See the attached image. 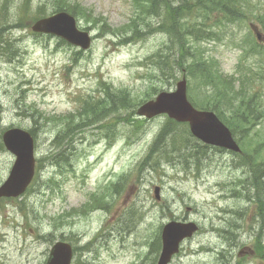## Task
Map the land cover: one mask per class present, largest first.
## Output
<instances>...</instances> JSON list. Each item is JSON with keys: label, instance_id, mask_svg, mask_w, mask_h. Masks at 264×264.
I'll return each instance as SVG.
<instances>
[{"label": "rangeland", "instance_id": "374dc122", "mask_svg": "<svg viewBox=\"0 0 264 264\" xmlns=\"http://www.w3.org/2000/svg\"><path fill=\"white\" fill-rule=\"evenodd\" d=\"M166 1L0 0V184L14 160L5 129L33 134L36 161L26 191L0 199V264H45L60 239L75 248L72 264H155L169 220L198 226L171 264H264V40L249 27L264 35V0L233 22L197 0L172 2L181 16ZM64 3L94 37L86 51L30 28ZM202 64L213 82L194 73ZM183 76L189 100L216 110L241 153L136 114Z\"/></svg>", "mask_w": 264, "mask_h": 264}, {"label": "water", "instance_id": "95a60500", "mask_svg": "<svg viewBox=\"0 0 264 264\" xmlns=\"http://www.w3.org/2000/svg\"><path fill=\"white\" fill-rule=\"evenodd\" d=\"M32 29L62 36L69 42L86 48L89 37L86 32L76 29L70 15L60 12L37 20ZM258 38L260 37L257 34ZM165 113L178 122H188L192 135L207 144L239 151L229 129L211 111L195 109L186 97V81L182 78L176 83L174 91L160 92L155 99L143 103L137 114L146 117ZM6 150L14 155L13 164L6 179L0 185V197H15L29 184L34 173L33 139L22 129L10 128L1 135ZM158 188L154 189L157 194ZM196 230L192 222L170 221L161 229V251L157 264H167L173 253L177 252L179 242ZM71 247L65 242H56L50 248L45 264H69Z\"/></svg>", "mask_w": 264, "mask_h": 264}, {"label": "trees", "instance_id": "16d2710c", "mask_svg": "<svg viewBox=\"0 0 264 264\" xmlns=\"http://www.w3.org/2000/svg\"><path fill=\"white\" fill-rule=\"evenodd\" d=\"M181 0H167L166 2L168 3L167 6H169L171 9H173L176 14H179L180 16L182 15V10L184 9L183 7L177 8L180 4ZM252 0H197L196 2V7L200 8L202 11L204 12H215L220 14L223 18L227 19V21L229 22H233L235 21V19H242L241 16V7L244 5H246L247 3L251 2ZM134 4L138 3L140 4L141 2H147L150 3L151 2V7H155V3L157 2L158 4H160V6L163 4L164 5V0H133ZM178 3L179 5H173V3ZM258 3H260V0H257ZM173 6V7H171ZM254 4L252 6H248L250 9L251 7H253ZM76 8L73 9L71 8L69 5H66V3H64V5L60 6L59 9H65L67 11H69L70 13L74 14V15H82V13H79V6L76 5ZM151 8V9H153ZM58 10V9H56ZM151 13V11H150ZM85 15V13H83ZM152 14V13H151ZM101 21V20H100ZM96 23L99 22V20L94 21ZM132 24V20L131 23L129 25ZM264 25V23H262ZM102 29V26H100ZM178 29L180 30V33H185V35H187V33L189 32V28H182L180 25H178ZM107 32V31H106ZM194 73L197 74L196 76L203 81H207V82H213L215 76L213 75V72L207 67V65L202 64L199 67L195 66L193 68ZM218 93H220V95L222 96V98H225V101L228 100V98L224 95V90L219 91ZM113 104V103H112ZM101 106L100 102H96L94 104H91L89 106L90 109V113L94 114V112L96 111L97 107ZM113 106V105H112ZM111 106L110 109H113ZM102 107V106H101ZM206 108L212 109L214 111H216L213 107L211 106H207ZM229 109H231V107H229ZM93 112V113H92ZM100 116V115H98ZM172 121V120H171ZM169 124H176V122H169ZM261 169H264V167L258 166V168L255 170V174L258 176L260 174V176L262 177V175L264 174V172L261 171Z\"/></svg>", "mask_w": 264, "mask_h": 264}]
</instances>
